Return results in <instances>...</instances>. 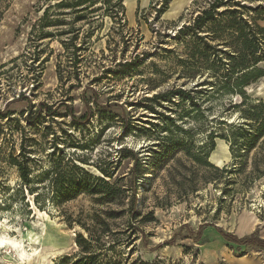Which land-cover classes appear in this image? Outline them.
Returning <instances> with one entry per match:
<instances>
[{
    "label": "rangeland",
    "instance_id": "1",
    "mask_svg": "<svg viewBox=\"0 0 264 264\" xmlns=\"http://www.w3.org/2000/svg\"><path fill=\"white\" fill-rule=\"evenodd\" d=\"M59 1L0 0V235L17 241L19 234L38 236L37 244L31 247L40 255L48 254L46 262L52 264L60 258L76 256V236H85L81 226L93 227L96 221L105 219L102 213L114 206L98 205L95 197L86 194L56 202L51 193L52 170L58 166L65 177H77L71 166L83 162L86 171L98 176L95 167L109 171L116 166V180L126 176L132 167V160L119 153L125 148L136 153L143 164L136 173L140 217L133 222L136 234L127 242L121 238L123 242L114 248L116 256L110 254L112 261L226 264L224 254L229 247L216 243L198 245L194 236L202 225H208L203 231L208 242L214 239V228L236 235L240 234L237 230L245 231L241 228L243 223L264 221V177L244 180L255 150L246 156L243 173L228 185L226 177L198 168L180 152L164 162L150 158V147L159 151L154 148L157 133L140 134L136 130L153 131L155 128L149 123L161 125L155 115L143 108L144 98L174 89L210 90L208 86L198 87L210 80L207 71L191 79L189 68L186 71L180 64L186 59L190 40L175 38L179 27L189 24L205 2L167 0L165 5L166 0H149L142 5L141 0H133L129 13L125 5L128 0H123V17L115 19L103 12H87L77 18L68 11L52 9L44 21L52 25L42 31L53 37L37 41L44 9ZM96 16L99 19L94 21ZM258 24L264 29V21ZM75 37L73 44L78 51L72 47L64 50L60 41ZM126 62H134L130 74L117 76V65ZM246 94L264 99V78L247 88ZM82 97L88 102L91 116L84 123L74 122L66 107L74 117H80L86 112ZM196 100L201 108L194 111H190L188 103L178 100L171 106L177 112L189 111L188 118L175 117V125L187 134L178 130L174 138L188 143L192 154L209 146L207 137L211 131L217 135L225 133V128L218 125L220 121L226 125L238 122L235 110L222 112L227 103H238L237 97L215 95L207 100L198 94ZM39 102L51 106L57 117L28 126L25 111L29 104L35 106ZM152 106L158 113L167 114ZM128 126L130 132H125L123 129ZM213 143L210 163L217 168L228 165V145L218 138ZM20 145L24 147L23 155ZM11 158L28 168V187L9 163ZM175 159H180L183 168L170 171ZM178 180L181 185L176 184ZM36 194L39 196L34 198ZM147 213H152L156 222H141ZM108 223L112 232L125 226L121 220ZM251 234L264 236L258 229L244 236ZM115 239L119 238L109 236L103 241L109 244ZM32 241L29 242L33 244ZM51 251L54 256L49 255ZM0 264L21 263L14 251L5 247L0 248ZM30 264L44 262L36 257Z\"/></svg>",
    "mask_w": 264,
    "mask_h": 264
},
{
    "label": "trees",
    "instance_id": "2",
    "mask_svg": "<svg viewBox=\"0 0 264 264\" xmlns=\"http://www.w3.org/2000/svg\"><path fill=\"white\" fill-rule=\"evenodd\" d=\"M205 6L200 9L189 24H184L177 31L175 38L184 41L185 38L190 40L186 44L188 54L180 64L182 67L189 68V78L194 75L207 71L210 76L209 81H204L198 87L208 86L210 90L174 89L165 93H157L151 97L143 99L144 109L153 114L161 122V125L149 123L150 128L136 129L138 133L145 132L157 133L154 150L150 147L148 154L150 158L160 159L164 162L176 152H180L191 163L198 168L210 170L211 172L226 177V184H232L240 174L243 173L246 164V156L255 150L251 159L250 171L244 177V180L255 181L264 177V99H253L246 94V89L254 85L260 79L264 78V29L259 26L258 22L264 21V0H203ZM167 0L164 2L166 5ZM123 0H61L53 6L44 9L42 18L39 20L37 41L52 38L50 33H43L42 28L49 27L52 23L44 22L49 11L52 9L64 10L80 18L85 13L95 14L103 12L105 16L115 19L123 17L124 7ZM197 1L194 2L196 4ZM101 4L99 7H95ZM104 8V9H103ZM163 6L160 14L164 12ZM94 19H99L98 16ZM56 22V21H55ZM54 22V23H55ZM55 26H58L56 24ZM35 31L33 28L32 34ZM61 35V34H60ZM59 35V36H60ZM75 38L68 41H60L64 50L69 47L78 51L73 44ZM134 67V62L121 63L117 65V76L123 77L130 74ZM202 94L207 100L215 95L226 97H237L238 103H227L222 112L226 113L235 110L238 114V122L226 125L220 121L218 125L225 128V133L221 135L211 131L207 137L210 141L209 146L202 147L197 153H190L189 144L174 138L175 131L186 133L175 125V117L178 120L188 118V112L174 111L171 106H175L178 100L180 103L189 104L190 111L201 108L196 96ZM82 102L86 112L80 117H74L72 111L68 110L74 122L84 123L90 115L88 102L82 97ZM152 104L162 108L165 113L157 112ZM166 104V105H164ZM167 106V107H165ZM209 107H207V110ZM25 122L28 126H33L37 121L44 118L53 119L57 114L51 106L43 102L37 105L29 104L25 111ZM6 117V116H5ZM4 117V118H5ZM0 118L2 114L0 113ZM130 132V127L123 129ZM218 138L223 140L227 145L231 161L222 168H217L208 162L211 151L214 149V140ZM20 153H24V147L20 145ZM119 153L122 158H130L132 167L126 176L116 180L113 170L106 171L100 167H95L99 173L98 176L86 171L81 162L80 166L72 165L71 169L76 172L77 177H65L60 167H54L51 178V193L56 202L64 203L75 199L81 194L95 197L94 202L98 205H113V209H107L102 213L105 218L102 221H96L93 227L81 226L84 234H78L75 239V246L78 250L76 256L60 258L56 264H120L112 261L110 254L116 256L115 246L121 244V238L129 241L137 232V227L133 224L134 220L140 217L137 211V190H136V173L141 168V159L136 153L121 148ZM21 155V156H22ZM9 163L16 167L19 177L24 186L28 187L29 170L23 163L16 158H11ZM113 164V162H112ZM183 168L180 159H175L170 171ZM126 181L128 185H119L120 182ZM177 185H181L178 180ZM39 195L36 194L34 198ZM101 218V216L97 217ZM121 220L124 223V229L112 232L109 221L116 222ZM156 222L152 213L145 214L141 222ZM208 225H202L194 236V242L198 245L206 243L203 239V231ZM214 231L222 238L226 246L234 251L236 255H243L248 249H255L264 253V238L251 234L242 238L225 233L220 229L214 228ZM144 236L143 232H140ZM109 236L117 237L113 243H106Z\"/></svg>",
    "mask_w": 264,
    "mask_h": 264
},
{
    "label": "bare ground",
    "instance_id": "3",
    "mask_svg": "<svg viewBox=\"0 0 264 264\" xmlns=\"http://www.w3.org/2000/svg\"><path fill=\"white\" fill-rule=\"evenodd\" d=\"M149 0H141L142 5H146ZM186 1V0H185ZM127 12L131 13L133 10V0H128L125 3ZM227 150V149H226ZM218 167V166H217ZM42 215V214H41ZM44 216V215H43ZM45 219L48 221L47 216H44ZM43 231V230H41ZM237 233H241V230H237ZM20 241H17L15 239H11L7 235L3 234L0 235V248H5L10 249L14 251V253L18 257V261H20L21 264H30L31 261H33V258L37 257V260H42L44 264H52L51 262H46V258L48 254H39L36 248H32L31 246L36 245L35 243L39 237L38 236H24L19 234ZM33 240V241H32ZM29 241H32L33 244ZM24 243H27V245L24 246ZM27 246V247H26ZM39 254V256H38ZM49 255L54 256L55 253L52 251L49 253ZM54 257H52L53 259Z\"/></svg>",
    "mask_w": 264,
    "mask_h": 264
},
{
    "label": "crops",
    "instance_id": "4",
    "mask_svg": "<svg viewBox=\"0 0 264 264\" xmlns=\"http://www.w3.org/2000/svg\"><path fill=\"white\" fill-rule=\"evenodd\" d=\"M241 228L244 229L245 231L240 234L234 235L237 238H242V236L244 237L245 234L252 232L255 229H258L264 232V221L258 222L257 224H254V222L247 223V224L243 223ZM213 236H214V239L211 241L209 240L205 244L207 245H209L210 243H216L218 245L225 244V242L222 240V238L217 233H214ZM206 238L207 237L203 233V239H206ZM261 238H264V236ZM226 250H227V253H229V254L227 253L224 254L225 255L224 262L226 264H264V253L258 250L248 249L243 255H235V253L232 252L230 248Z\"/></svg>",
    "mask_w": 264,
    "mask_h": 264
},
{
    "label": "water",
    "instance_id": "5",
    "mask_svg": "<svg viewBox=\"0 0 264 264\" xmlns=\"http://www.w3.org/2000/svg\"><path fill=\"white\" fill-rule=\"evenodd\" d=\"M183 25H184V24H182L181 26H183ZM181 26L179 27V29L181 28ZM179 29H178V30H179ZM209 159H210V156H209V158H208V162L210 163ZM210 164H211V163H210Z\"/></svg>",
    "mask_w": 264,
    "mask_h": 264
}]
</instances>
